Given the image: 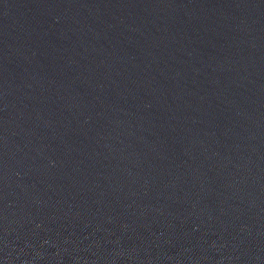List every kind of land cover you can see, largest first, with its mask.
<instances>
[{"label": "water", "instance_id": "water-1", "mask_svg": "<svg viewBox=\"0 0 264 264\" xmlns=\"http://www.w3.org/2000/svg\"><path fill=\"white\" fill-rule=\"evenodd\" d=\"M0 264H264V0H0Z\"/></svg>", "mask_w": 264, "mask_h": 264}]
</instances>
